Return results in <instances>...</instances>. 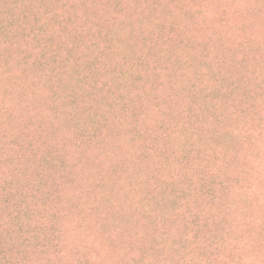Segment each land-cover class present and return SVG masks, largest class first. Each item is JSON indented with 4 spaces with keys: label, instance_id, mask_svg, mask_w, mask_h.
<instances>
[{
    "label": "rangeland",
    "instance_id": "1",
    "mask_svg": "<svg viewBox=\"0 0 264 264\" xmlns=\"http://www.w3.org/2000/svg\"><path fill=\"white\" fill-rule=\"evenodd\" d=\"M119 69L142 98L120 97ZM158 83L209 141L200 169L175 134L137 166L128 131L148 149L175 130ZM4 261L264 264V0H0Z\"/></svg>",
    "mask_w": 264,
    "mask_h": 264
},
{
    "label": "trees",
    "instance_id": "2",
    "mask_svg": "<svg viewBox=\"0 0 264 264\" xmlns=\"http://www.w3.org/2000/svg\"><path fill=\"white\" fill-rule=\"evenodd\" d=\"M112 41H113V39H110L109 40V43H111L109 46H113ZM93 46L96 47V48H98L99 46H101L104 50H107L108 49L105 45H103L100 42H96ZM117 48H118L117 46H114L111 49L115 50ZM222 61L225 64V61L224 60H222ZM137 62H139V61H136V62H133V63H137ZM142 63H143V61H142ZM218 67H219V65H218ZM207 69H202V72L205 73V75H210V82L211 83H215V84L217 82H220L221 83V80L220 79L221 78H224V77H220V73L219 72L216 73L215 70L209 71V68H207ZM219 69H220V67H219ZM153 70L155 71V69H153ZM172 70H175V67L172 68ZM177 70L180 71L178 68H177ZM161 72L162 71L160 70V73ZM199 72H201V70ZM111 73L115 74V76L118 77V80L121 82V87L122 88H123L124 85H126V86L129 85L128 84V81H129V78H130L129 72H127L124 69H119L117 71H112ZM177 78H180L179 75L176 76V77H173V79H177ZM139 80H141V79H139ZM167 85H169V83H167ZM126 86H124V88H123L124 90L122 89L123 91H120L119 92L120 93L119 95H120L121 98H122V96H121L122 94H125L127 96L126 99L131 98L133 96L134 97L137 96L138 98H142L143 94L146 93V89L144 87H142L139 90H138V88H135V89H132L131 88V90H125L126 89L125 88ZM190 86H192V85H190ZM231 88H233L234 90L237 89V87L233 83L231 84ZM119 90L120 89H118L117 92ZM165 90H166V88L164 86V83H158L156 86L153 87V89H151L150 94L152 95V97L154 98V100H159V103L155 102V104H156V106L159 104L158 107L160 108V110L163 113V117H162V120H161L160 125H162V126L165 127V126L171 124L172 122L167 121V119H166V117H169L170 120H172V121L175 122V130L172 131V132H167L166 128H162L161 127V133L158 136V138L156 139V142L154 143V147H150L148 149H147V146L144 148V146L142 145V144L147 143L146 142V139H143V138H145V134H143V135L140 134L139 131H138V129H133V130L128 131V133L132 136V139L130 141V143H132V145H134L136 142H138L137 139L140 136L142 137L141 138L142 141L139 142L141 144H138L137 145V148L139 149V150L136 151L137 152V156H138L137 166L138 165H141V164H148L147 162H149L150 161V158L152 157L151 156L152 149H154L155 151L158 150V147H155L158 143H160L161 141L170 142V140L172 139V135L175 134V135H181V137H182V142L180 141V145H179V148L178 149L181 150V152H182L181 155H183L184 160L186 161L185 164L188 166L186 168V171L189 170L190 168H192L191 166H193V165L196 166L197 169H200L202 167V165H203V160L205 158L207 159L208 156H209V154L211 153L209 149L204 148L205 146H207L209 144V141L204 138L202 132H196L191 125H189L186 122H183L181 118H178L177 117L178 114L172 112V107L180 99H182L183 96H181L179 94H176V93H170V92L166 93ZM240 95H244L245 96V95H248V94L246 92H243ZM192 98H193V96H192ZM205 100H207V96H205ZM150 101H153V99L150 98ZM127 103H128V100L122 102V106L125 105V104H127ZM238 103H241V102H238ZM259 105H262L261 101H260ZM27 106H28V104H27ZM160 115H162V114H160ZM166 115H168V116H166ZM141 116H144V115H143V112L140 111L136 115V117L138 119L137 120V123L140 120V117ZM221 118H223V117H221ZM221 118H220V123L223 122V121H221ZM127 123H128L127 126H131V125L134 124V123H131L129 121ZM127 126H122V130H124ZM129 128L127 130H129ZM212 145L217 147V144H215L214 142L212 143ZM196 151H197V154L199 153V158H197L196 160H193V159L188 160L186 158V156L188 154H190L192 152L195 153ZM171 154L172 153H170L168 151H165V152H160V154L158 156H156L160 160V161L158 160L159 162H157V168L156 169H158V171H161L162 170L160 168H162L163 162L164 161H168ZM201 154L203 155L204 158H201L200 157ZM156 157H153V158H156ZM186 171L184 169H181V171H178L176 173L177 174L176 175V178L177 179L183 178L186 175V173H187ZM153 172L159 173V172H156L154 170H153ZM176 185H178V184H176ZM189 195H187V197ZM5 262H7L8 264H18V262L15 263L14 261H11V262L4 261V264H5Z\"/></svg>",
    "mask_w": 264,
    "mask_h": 264
}]
</instances>
